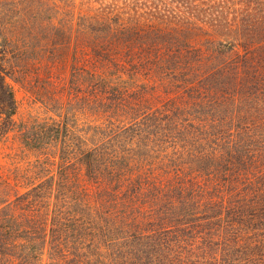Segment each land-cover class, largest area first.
<instances>
[{"label":"trees","instance_id":"trees-1","mask_svg":"<svg viewBox=\"0 0 264 264\" xmlns=\"http://www.w3.org/2000/svg\"><path fill=\"white\" fill-rule=\"evenodd\" d=\"M65 3L54 116L15 120L0 30V146L35 157L0 175V264H264V0Z\"/></svg>","mask_w":264,"mask_h":264},{"label":"rangeland","instance_id":"rangeland-1","mask_svg":"<svg viewBox=\"0 0 264 264\" xmlns=\"http://www.w3.org/2000/svg\"><path fill=\"white\" fill-rule=\"evenodd\" d=\"M54 5L65 10L66 3L65 0H0V30L6 29L7 35L15 40L21 38L19 44L24 52L18 63L11 61L14 77L9 78L17 100V123L54 116L51 111L55 107L49 104V99L57 94L65 99L67 95L72 48L63 50V44L67 42L64 35L59 37V45L51 51L46 35L48 30L71 26H61L62 23L60 26L49 25ZM34 161V154L22 147L16 131L1 142L0 175L10 176L20 192L34 182L25 174V169Z\"/></svg>","mask_w":264,"mask_h":264}]
</instances>
